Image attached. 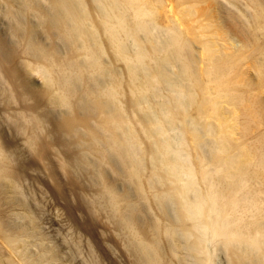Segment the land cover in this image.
<instances>
[{
    "label": "bare ground",
    "instance_id": "6f19581e",
    "mask_svg": "<svg viewBox=\"0 0 264 264\" xmlns=\"http://www.w3.org/2000/svg\"><path fill=\"white\" fill-rule=\"evenodd\" d=\"M0 2L19 18L14 34L48 101L67 108L61 129L95 166L96 195L110 204L102 211L122 225L138 263H171L177 247L165 252L162 233L193 264H216L219 252L228 264H264V0ZM30 16L66 49L43 43ZM18 51L0 29V264H120L117 249L73 213L64 184L34 173L27 156L42 154L38 135L28 154L8 134L11 100L27 94L10 73ZM36 119L32 134L44 130ZM108 170L130 193L116 190ZM151 198L160 211L165 198L175 202L176 221L153 222L146 240L138 202Z\"/></svg>",
    "mask_w": 264,
    "mask_h": 264
},
{
    "label": "rangeland",
    "instance_id": "374dc122",
    "mask_svg": "<svg viewBox=\"0 0 264 264\" xmlns=\"http://www.w3.org/2000/svg\"><path fill=\"white\" fill-rule=\"evenodd\" d=\"M223 3L227 4L226 2ZM2 5L3 3L0 2L1 32L6 37V42L10 48L19 50L9 66L10 73L15 74L16 70L18 73L15 74L18 80L17 83L21 80H25L27 90L26 95H18V97L14 95L15 97L11 100V109H9L10 117L7 122L9 124L8 134L10 135V138L13 139V142L15 143L14 146L23 149L25 152L27 151V153L30 154L28 150L30 147V140L28 139L38 135L42 145V154L38 158L28 155L27 160L33 162L32 169L35 170L34 173L38 175L40 181L49 183L51 179H57L62 182L64 184V188L70 195L73 213L77 214V216L83 215L89 221L91 230L96 233L98 239L102 240L105 247H113L114 250L117 249L119 257H121L120 264H140V262L138 263L137 261L138 257L135 258L132 253L134 248L131 247L130 251V244L127 243L126 245L124 241L122 236V225L115 224L114 220L109 219L107 213L104 212L105 210L108 212L107 208L110 207L107 197H104L102 194L99 196L96 195L101 186L95 166L84 164L83 160L86 161V159L85 156L80 153V148L74 146L73 143L70 142L69 134L61 129L60 123L63 120L61 116L67 111V108L52 106L50 101H48V96L44 92L46 89L44 78L40 73L32 70L35 67V65L33 66V64H35V59L30 53H25L23 51L24 44H22L21 40H19V38L14 34V27L19 29L21 28L19 26V18H16V16L13 15L14 13H10L5 4L3 6ZM14 12H16V10H14ZM29 20V22H31L29 26L31 29L36 30L40 34V38L43 43L49 45L52 44V46L57 47L58 49H66V46L59 40H51L48 37L45 25L43 24V19L36 18V16H30ZM261 38V41H263V35ZM28 63L31 65L30 68L28 67ZM250 77L256 80V76L253 71L251 72ZM16 87V92L19 94V85L16 84ZM262 98L264 100V94H262ZM38 115L44 120L43 126H41L40 129H44L45 131H39V134H32L34 131H32L31 127L36 125L37 119L35 121V116L37 117ZM15 119H18L20 122H22L23 119L26 121L25 124L28 127L26 132H19L16 129V125L14 124L16 121ZM33 129L35 130V128ZM35 131L38 132V130ZM252 135L255 136L256 134ZM87 157L90 161H95L94 164L97 165L95 160L96 158L93 155H89ZM64 164L65 166H68L69 171H64L62 169L61 166ZM115 166L117 168L122 167L120 161L118 160ZM144 166H146V164H144ZM147 172L148 171H146V173ZM34 173L32 174L36 175ZM108 174L110 178L112 177V181L117 180V185H115L117 191L123 194L125 192H129V185L125 184L118 174H115L113 170H108ZM102 193L105 194L103 190ZM165 202L167 203V206L165 204L166 210L164 211L159 210L160 208L156 206L153 198L149 201L138 202V212H140L138 215L139 219L142 218V223H145L143 228V237L146 240L152 238L151 233L153 222L157 223L159 219V222L161 223L160 226L163 228L162 223H164L165 219H168L173 223L176 221V218H173L175 217L174 215L177 210L176 205L174 204L175 202L170 200L166 201V198L164 199V203ZM59 203L62 205L64 200L60 199ZM93 204L99 209V214L94 212L92 207L90 208ZM172 206L175 207L171 208ZM149 227H151V229ZM170 240L172 242L170 241L169 243L166 236L162 233L159 235L161 247L165 250V252L169 250L171 243L175 244L177 247L174 256L169 260L171 261L170 264H193L190 253L183 246V244H181L179 240H172V238ZM169 257L170 256L166 257V259H169ZM216 264H228L224 253L219 252L217 254Z\"/></svg>",
    "mask_w": 264,
    "mask_h": 264
}]
</instances>
